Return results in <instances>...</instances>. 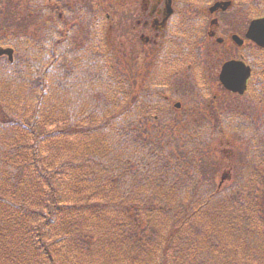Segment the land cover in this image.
<instances>
[{"label":"trees","instance_id":"1","mask_svg":"<svg viewBox=\"0 0 264 264\" xmlns=\"http://www.w3.org/2000/svg\"><path fill=\"white\" fill-rule=\"evenodd\" d=\"M47 1L32 34L27 24L7 25L0 11V38L13 35L2 42L17 52L11 63L2 62L12 78L0 76V264H256L247 245L264 242L255 227L264 215L246 198L252 187L242 191L231 181L203 193L202 178H214L203 169L209 156L216 157L188 154L202 152L206 140L192 143L183 136L175 147L165 144L166 124H158L165 119L161 110L170 113L165 98L158 89L143 95L141 68L127 73V50L99 35L98 20L84 50L76 35L85 34L83 21L92 14L71 15L68 7L62 16L58 3ZM71 45L81 56L74 73ZM24 76L30 96L13 104L8 93L16 89L4 87ZM153 104L161 117H149ZM88 119L90 125H83ZM217 129L206 135H219ZM79 133H92L85 146L93 138L96 144L83 158L71 141ZM152 160L164 173L146 177ZM197 165H203L200 175ZM243 170L239 183L248 177ZM218 197L236 206L206 227L199 213ZM234 216L242 227L229 222ZM241 230L249 241L240 243ZM95 245L102 252L96 259Z\"/></svg>","mask_w":264,"mask_h":264},{"label":"rangeland","instance_id":"2","mask_svg":"<svg viewBox=\"0 0 264 264\" xmlns=\"http://www.w3.org/2000/svg\"><path fill=\"white\" fill-rule=\"evenodd\" d=\"M53 1H55V3L57 2L59 5L56 14L60 13L62 16H67L66 14L69 8L65 9L64 7H72L71 15L75 13L82 15L84 12L92 14L91 18L93 21H83L84 24L82 28L84 29L85 34L84 32H78L76 35V40L83 43L84 50L88 41H92L93 39V24L98 20L100 23L99 35H108L110 43L112 42L117 48L123 47L127 50V57L124 54L130 65V67L127 68V73L130 75L135 66L141 68V71L138 72V74L139 77H142L145 81V88L142 87L143 95L145 97L146 95L153 96L154 90L158 89L157 95L160 93L164 97H167L168 102L165 101L167 103L166 109L168 107L171 110L170 113L161 110L157 107V104H153L155 109H153V111L150 110L151 116H149L155 118V115H160L157 109H160L161 112L165 114L167 120L163 119L160 115L162 122L158 124H166L164 127L166 128V131H168L167 135H178L181 132V129L187 126H194V129L200 127V121H195L194 118L195 116H199V114H196L194 111H200L201 107L206 104L205 101L208 98L213 97L212 95L218 93L219 89L215 86L214 76L219 70L221 59H225L228 56H242L244 59L248 60L251 58L250 56L253 55L249 43L246 42L241 48H237L230 41V35L232 33L243 34L249 19L252 17V15H244V10L248 6L250 0H243L241 3V0H235V7H231L227 12L219 11L215 14L220 26L217 35L225 39L223 45L217 44L216 42L214 44L212 42L213 39H209V36L207 35L209 31V17L205 15L204 12L208 7L207 3H212L213 0H176L175 13L170 21L171 29L168 32L169 35H161L157 45H154V43H148L145 46L139 39V27L136 23L142 13L143 0H50L49 3H52ZM47 2V0H2L1 3L0 0V11L6 12L2 13L6 16L5 21L3 22H6L7 25H23V27L27 24L28 26H26L25 30L27 33L32 34L34 28L40 26V23H37L40 13L41 15L46 14V8L44 7ZM62 4L64 6L60 7ZM211 17L212 16H210V18ZM134 25L135 27L133 29ZM107 27H110L111 29L105 33ZM86 34L89 35V39L85 36ZM12 36L6 35L3 37V40H9ZM1 39L2 38H0L1 46L9 44L3 43V40ZM207 39L209 41H207ZM71 46L73 50H68L67 53L71 60L69 63V66L72 67L71 73H74L80 62L81 56L79 55L78 47H75V45ZM222 50H227V52L222 54ZM16 56L17 52L15 51L14 57ZM255 56H263V54L255 52ZM4 58L5 59H0V76L12 78V74L7 73V69H4L7 67L2 65V62L7 59L5 56ZM262 59L263 63H260V66L257 68L259 75H256V77L261 78V80L264 81V56ZM211 77L214 78V81ZM208 80L209 84L207 85ZM151 87L153 88L152 90ZM256 87L258 89L257 91L249 89L243 96L229 95L228 97H225L223 94L224 91L220 90V99L218 96H215L214 104L208 105H210V109H213L215 107L217 108L220 102L222 108L228 110V114L240 115L242 111L244 113L250 111L252 115L260 114L261 120L264 121V107L255 103V99L258 97L257 93H260L259 89L263 90L261 93H264V82H262V84L258 83ZM5 88L16 89L14 90L16 93L15 95L12 91L8 93L10 96L12 95L11 103L13 104L22 105L24 98L30 96L27 91L28 84L26 76L11 86H5L4 89ZM206 91L209 92V94H206ZM175 102L181 103L179 110L174 108ZM144 107L146 108V106ZM104 108L105 106H103V109ZM90 120L91 119H88V121L85 120L83 125H90ZM154 123L155 122H152L151 126L154 125ZM238 131L239 130H236L234 132ZM91 136L92 133H79L77 137L71 138L74 147L77 148V153L80 154L82 158L88 154V148L95 147L96 145L94 142L95 138H93V144L89 147L85 146V144H91ZM221 139L224 141H221ZM164 142L165 144L169 142V138L164 140ZM213 144L218 157L221 159V161H219L220 166L218 170H216L214 178L211 176L207 177L208 180L204 177L202 178L204 180L202 183L203 193L206 190L213 188L211 186L212 184L216 187L219 177V182L224 187H228V185L231 184V182L226 181L228 180L227 178L230 177L232 178L231 181H234L242 191L247 189V185H250L255 181L254 176H248L247 182L241 181V183H239V176H235V173H237L240 168H245V166H241L243 163L242 158L246 156L241 155L243 151H248L252 154L247 155L248 157L245 159L249 162L248 165L250 169L254 166L258 169V175H260L259 169L264 173V155H258V157L255 155V152L257 151L264 154L262 144L256 145L255 143L250 142L247 146L242 145V149L238 152V150L231 149V145H239L237 135L235 134V136H233L231 133H225V136L215 139ZM129 147L130 143L127 144V149ZM104 151L108 153L107 155H111L113 148L106 145ZM205 155L209 154L205 153ZM164 156H162V158ZM225 156L233 157L232 164L234 165L233 170L231 169L232 176L228 175L231 172L228 171V167H225V162H223ZM156 158L161 160L160 155H157ZM154 163L156 162L152 160L150 162L151 165L145 169L148 173L146 177L149 175L152 177L156 176L157 172H159V175L164 173L163 170L159 169L158 166H155ZM259 166L261 167L259 168ZM201 169H203V165H197L195 173L200 175ZM141 173L142 171L138 174ZM222 175L226 177L221 179ZM259 178L258 186L262 188V190H245V192L248 191L246 198L249 202L254 204L259 212L264 214V202H262L264 201V174ZM194 179L199 182L200 176L194 177ZM212 180L213 182H211ZM239 199H241L240 196ZM176 205H182L179 198H176ZM218 206H220V208H218ZM235 206V202L231 199L227 200V198L218 197L213 204L204 207L203 211L199 213V216L203 224L206 227L211 228L214 224L218 223V217H227L225 211L231 212V208ZM231 220L234 221L238 227H242L241 217L234 216L232 219L229 218V222H231ZM255 227L257 228L259 236L264 238V231H262L264 229V221L258 222ZM249 231H251V229H249ZM232 233L237 234L236 231H233ZM237 238H239L240 243H243L249 241L250 237L249 233L241 230V236H238ZM263 244V240L256 239L253 243L247 245L250 253L257 259L256 264H264ZM244 249L243 246H239L237 252L243 253ZM92 252L95 259L102 254L101 251L97 252L96 245ZM251 259H253L252 256ZM112 260L113 258L110 262H112ZM238 263L241 264V262Z\"/></svg>","mask_w":264,"mask_h":264},{"label":"flooded vegetation","instance_id":"3","mask_svg":"<svg viewBox=\"0 0 264 264\" xmlns=\"http://www.w3.org/2000/svg\"><path fill=\"white\" fill-rule=\"evenodd\" d=\"M142 2V13L140 18L136 21L137 26L139 27V39L142 43H144V46L148 43H154V45H157V42L161 35H169L168 32L171 29L170 21L172 20L175 13L176 0H143ZM207 16L215 17V14H207ZM213 17H211L210 20ZM134 27L135 25L133 26V29ZM210 27L211 30L209 31V35L211 37H209V39L217 38V31L218 29H220V26L217 25L215 29L213 28V26ZM224 40L220 44L223 45V43L225 42ZM207 41L209 40L207 39ZM213 43H215L214 40ZM225 52H227V50H222V54ZM230 58L232 57L229 56L227 59ZM250 67L251 77L247 81L246 90L253 89L254 91H257V84H262V82L264 81H262L261 78H256L257 70L255 69L254 65H251ZM259 92H262L261 89H259ZM246 93L247 91H245L243 95H245Z\"/></svg>","mask_w":264,"mask_h":264},{"label":"water","instance_id":"4","mask_svg":"<svg viewBox=\"0 0 264 264\" xmlns=\"http://www.w3.org/2000/svg\"><path fill=\"white\" fill-rule=\"evenodd\" d=\"M226 3L227 2H225L224 4ZM218 5L220 4L216 3L212 9H214ZM246 36L253 39L258 45L264 46V17L251 21ZM2 54H6L8 55L9 59H12L11 48L0 47V55ZM248 74H249V69L246 67L244 68L242 63H240L239 61H230L223 65L220 79L223 80L224 78H227L231 80L232 83L227 82V85H231L233 88L240 90V92H242L241 90L243 89V86L245 84V79L246 76H248Z\"/></svg>","mask_w":264,"mask_h":264}]
</instances>
